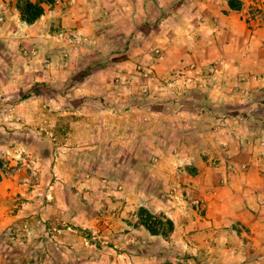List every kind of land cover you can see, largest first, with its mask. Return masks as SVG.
I'll return each mask as SVG.
<instances>
[{
	"label": "rangeland",
	"instance_id": "1",
	"mask_svg": "<svg viewBox=\"0 0 264 264\" xmlns=\"http://www.w3.org/2000/svg\"><path fill=\"white\" fill-rule=\"evenodd\" d=\"M183 1L55 0L26 23L0 0V264L264 255L247 244L264 211L247 191L264 174V88L236 84L261 77L235 82L217 42L201 44L204 62L176 61L171 11H194ZM258 7L244 13L257 29ZM142 208L174 231L150 233Z\"/></svg>",
	"mask_w": 264,
	"mask_h": 264
},
{
	"label": "crops",
	"instance_id": "2",
	"mask_svg": "<svg viewBox=\"0 0 264 264\" xmlns=\"http://www.w3.org/2000/svg\"><path fill=\"white\" fill-rule=\"evenodd\" d=\"M10 1L15 6L16 0ZM233 1L237 3V8H231L228 0H186L183 3L188 8L192 6L194 11L191 13L190 11L188 13H183V11L179 13L178 7L175 8V12L171 11L170 16L174 19L175 31L172 34L174 48L170 51V54H173L178 62L182 57L187 60L202 59L204 62L207 49L201 47V44H205L209 48L210 44L214 45L217 42V56L227 59L228 66L226 69L228 72L232 71L234 73L233 80L235 82L242 73H244L243 75L249 73V75L254 74L261 77L257 83H246L245 81H240V78L237 79L236 84H238V87L249 88L248 90L253 93L264 88V26L257 29L255 26L251 27V24L246 20L245 10L253 0ZM183 20L187 22L190 20L195 21L194 27L191 29L179 27L178 24H181ZM184 43H186V47ZM248 84L250 87H248ZM235 92L237 91L235 90ZM216 98L219 97L216 96ZM253 164L256 163L253 162ZM244 176L237 177L244 179ZM252 178L253 182L251 185L254 189L246 190L254 196L251 195L250 200H253L255 205L252 208L257 210L261 206L262 198H264V174L261 172V167H258L257 171L253 170ZM244 187L240 185L238 189L239 195L246 192ZM249 206L251 207V205ZM240 210L242 212L239 213L240 216L244 217L247 215L246 208L240 207ZM256 215L257 220L249 229L252 240L247 241V244L251 247L259 248L263 252L264 211ZM173 222V228L167 233L174 231L175 224ZM231 256H233V261L236 264H255L264 261V255L257 254L255 259H246L244 256L237 259V254H231L229 256L224 255L220 262H224L226 259L229 260V258H232Z\"/></svg>",
	"mask_w": 264,
	"mask_h": 264
},
{
	"label": "trees",
	"instance_id": "3",
	"mask_svg": "<svg viewBox=\"0 0 264 264\" xmlns=\"http://www.w3.org/2000/svg\"><path fill=\"white\" fill-rule=\"evenodd\" d=\"M55 0H16L15 8L22 21L32 23L38 19L45 11L47 6L54 3ZM231 8H237L233 0H228ZM3 161L0 160V168ZM135 216L138 222L141 223L152 234H165L173 228L172 221L166 217H157L147 211L140 209Z\"/></svg>",
	"mask_w": 264,
	"mask_h": 264
},
{
	"label": "built area",
	"instance_id": "4",
	"mask_svg": "<svg viewBox=\"0 0 264 264\" xmlns=\"http://www.w3.org/2000/svg\"><path fill=\"white\" fill-rule=\"evenodd\" d=\"M256 10L258 11V13H259V21L261 22H264V9H261V7H258V9L256 8ZM246 20L248 21V23L249 24H253L254 22H253V17H252V15L249 13L248 14V16L246 17ZM3 164H5L4 162H3ZM3 166V165H2Z\"/></svg>",
	"mask_w": 264,
	"mask_h": 264
}]
</instances>
